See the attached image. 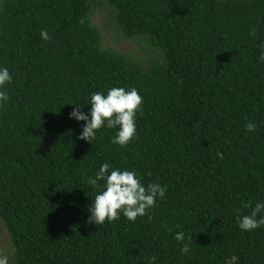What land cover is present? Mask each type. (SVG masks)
<instances>
[{"label": "trees", "instance_id": "trees-1", "mask_svg": "<svg viewBox=\"0 0 264 264\" xmlns=\"http://www.w3.org/2000/svg\"><path fill=\"white\" fill-rule=\"evenodd\" d=\"M103 4L161 59L105 49L92 21ZM262 55L264 0H0V67L13 77L0 109L9 264H264V227L237 222L264 202ZM113 87L143 97L136 137L121 147L105 127L80 139L84 122L69 114ZM104 163L166 185L164 199L135 223H90L105 182L88 180Z\"/></svg>", "mask_w": 264, "mask_h": 264}, {"label": "clouds", "instance_id": "clouds-1", "mask_svg": "<svg viewBox=\"0 0 264 264\" xmlns=\"http://www.w3.org/2000/svg\"><path fill=\"white\" fill-rule=\"evenodd\" d=\"M40 37L44 41L50 39L46 30L40 32ZM261 59L264 60V55ZM12 80L9 70L0 67V109H3L9 101L6 86L10 85ZM76 106L69 114V118L84 122L80 139L91 144L97 132L107 127L118 129L112 143L126 147L137 135L136 119L137 113L143 112V97L136 88L113 87L106 95L104 92L91 94L89 113L85 114L80 106ZM246 131L249 133L257 131V124L248 122ZM110 169L111 165L104 163L95 177L88 180V184L94 189L99 186L100 181L105 182L103 190L98 192L90 207V223L95 225H103L106 221L112 223L120 218L121 213L129 222L135 223L138 217L149 215V210L156 206L158 200L164 199L167 192L166 185L149 183L145 186L134 170L113 169L110 171ZM245 207H251V205H245ZM237 222L239 228L247 232L264 227V202H257L251 214L238 217ZM174 239L181 242L182 254L191 251L190 244L184 242L183 231L178 232ZM0 264H7V261L0 260ZM151 264H155V257L152 258Z\"/></svg>", "mask_w": 264, "mask_h": 264}, {"label": "rangeland", "instance_id": "rangeland-1", "mask_svg": "<svg viewBox=\"0 0 264 264\" xmlns=\"http://www.w3.org/2000/svg\"><path fill=\"white\" fill-rule=\"evenodd\" d=\"M93 24L99 29L105 49L123 53L148 66L152 60L161 59L158 50L151 47L146 37H126L116 21V12L110 5L95 6L92 15ZM13 254L12 241L4 222L0 219V260L9 264Z\"/></svg>", "mask_w": 264, "mask_h": 264}]
</instances>
